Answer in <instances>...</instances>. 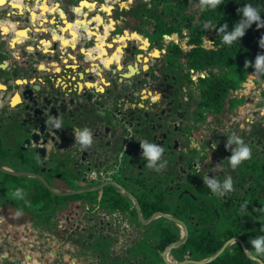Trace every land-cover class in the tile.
<instances>
[{
  "label": "flooded vegetation",
  "instance_id": "obj_1",
  "mask_svg": "<svg viewBox=\"0 0 264 264\" xmlns=\"http://www.w3.org/2000/svg\"><path fill=\"white\" fill-rule=\"evenodd\" d=\"M12 1L17 0L0 5V168L16 175L0 170V181L7 180L12 188L10 193L0 195V214L21 211L42 214L44 218L67 214L65 228L60 220L57 223V236L59 231L66 232L75 249L72 254L84 251L90 264H140L142 252L136 250L133 256L131 251L142 248L150 231L149 246L161 252L163 261V252L173 243L177 245L168 251V259L171 254L174 261L186 260L192 257L193 250L210 249L207 239L221 241L227 232L221 227V214L233 215L234 235L224 242L240 238L253 255L264 261L252 252L250 240L254 237L247 231L250 225L260 227V219L264 218V112L248 108L240 124L234 115L245 103L236 108L225 107L222 113L207 104L202 80L210 73L193 66L190 59L191 26L199 19L195 8L198 4L193 0H88L93 7H84L83 15L92 20L86 29H79L85 37L77 36L73 43L63 45L61 36H72L65 28L76 20L74 8L82 0H21V4ZM167 6L169 11L165 10ZM98 13L103 18L101 22L95 19ZM110 19L115 23L111 24ZM2 23L6 25L2 27ZM5 28L9 30L5 32ZM23 30L27 35L18 34ZM105 30L111 33L105 35ZM125 30L148 38V51L139 49L144 44L141 40H121L117 35ZM44 41L51 44L46 47ZM89 52L96 56L102 52L105 56L104 61L97 58L91 62L90 67L100 62L106 66L103 77L97 79L103 84L102 91L118 88L115 107L122 105L117 109L118 122L104 125L97 145L78 156L71 149L75 145L74 130L83 127L74 122L61 126L56 129L58 145H67L71 150L63 148L53 154V143H49L45 156L38 155L37 162L28 159L31 147L26 139L31 126L24 92L28 86L33 87L39 102L56 96L58 90L47 92L48 78H53L50 86L56 88L65 68L72 69L74 77L82 67V57ZM125 73L131 74L129 78H121ZM239 91L231 93L248 98L246 90L240 96ZM260 117L263 119L257 120ZM233 134L242 137L252 150L251 158L235 169L228 161L231 149L225 147ZM141 141L164 149L161 160L166 164L159 171L147 166ZM87 152L89 161L83 162ZM93 152L96 156L90 160ZM110 170L113 173L109 180L97 182L88 178L90 172ZM228 176L233 179V188L222 196L213 194L204 183L205 177L223 180ZM82 181L89 184L84 188L104 186L75 193L84 189L75 187ZM18 187L24 191L22 200L11 195ZM136 201L149 221L141 219ZM36 204L38 207L33 208ZM173 218L186 224L188 235ZM160 225H166L167 230H153ZM127 227L134 229L136 235L132 243L119 240ZM204 233L208 238L202 236ZM191 236L197 242L188 243ZM182 238L186 240L178 243ZM233 244L243 249L238 241ZM35 250L38 254L29 256L43 261L47 248L39 245ZM174 250L188 253L179 260ZM15 252L8 256L10 260L25 264L23 255L17 257ZM51 256L56 257L52 264L60 263L62 253L55 251Z\"/></svg>",
  "mask_w": 264,
  "mask_h": 264
},
{
  "label": "trees",
  "instance_id": "obj_2",
  "mask_svg": "<svg viewBox=\"0 0 264 264\" xmlns=\"http://www.w3.org/2000/svg\"><path fill=\"white\" fill-rule=\"evenodd\" d=\"M163 3H168L169 0H158ZM198 4V15L199 19L194 25L191 26L190 33V59L192 65L200 69H206L210 75L202 80V84L205 87L203 94L207 100V104L210 107L215 108L216 112L222 113L225 107L236 108L244 103L247 99L232 95V91H237L243 88L242 82H246L250 73L254 72L252 64L246 66V61H252L254 63L255 57L259 53H264V48L259 46V41L264 37V27H257L256 22L246 30L245 35L231 45H227L222 41L223 33L218 32L217 29L220 25L227 23L229 30L241 17V13L238 9L246 4L252 3L261 8V17L264 19V0H222V3L215 9L201 8V0H193ZM154 2V0H152ZM166 11L170 10V7L165 8ZM161 17H158L160 21ZM213 32V47L207 48L203 46L204 35L208 32ZM259 80H264V75H260ZM262 100L261 105H264V90L261 93ZM228 97L230 100H228ZM79 185L87 187L89 184L86 182H80ZM80 188V187H79ZM42 215V214H41ZM54 215V214H53ZM52 214L46 219L48 224L55 223L54 216ZM150 214H144L145 217ZM226 214H221V227L227 229L224 231L223 239L211 241L207 239V243L212 247L205 250H193L191 251L193 259H204L215 253L224 243V240L234 235L233 227L235 220ZM260 227H252L251 225L247 228L250 232L251 237L264 234V218L260 219ZM147 226L145 228L151 227ZM158 231L167 230L166 225H160ZM220 227V226H219ZM206 230L209 227L205 228ZM228 230L230 232H228ZM153 231H150L152 233ZM175 232H178V227L175 226ZM150 233L146 236V241L143 242L142 248H132V255H136V250H139L143 254V258L140 264H166L160 257V251L152 250L149 246ZM208 234L204 233L202 236L207 237ZM178 237V233L175 238ZM197 242V238L191 236L188 243ZM254 254L255 251L252 248ZM175 257L179 260L183 259L188 251H173ZM257 255V254H256ZM264 259V255H259ZM208 264H258L247 256L244 250L239 244H233L229 246L220 256H218L213 262Z\"/></svg>",
  "mask_w": 264,
  "mask_h": 264
},
{
  "label": "water",
  "instance_id": "obj_3",
  "mask_svg": "<svg viewBox=\"0 0 264 264\" xmlns=\"http://www.w3.org/2000/svg\"><path fill=\"white\" fill-rule=\"evenodd\" d=\"M83 1L88 2V0H82L80 3H82ZM103 7L105 8L104 5ZM60 12L62 14L63 10L60 9ZM83 12L84 9L79 15H83ZM97 16L100 17V20L97 21H103V18L100 15ZM44 20H46V18ZM110 22L111 24L115 23L113 19H111ZM94 33L96 34L98 32L96 31ZM110 33V31L107 32L108 35ZM93 35L94 34L92 33V36ZM117 36H120V39L124 40L125 43H128L129 41H143L144 44L140 46L139 49L145 52L148 51V48L150 47L148 38H144L137 31L131 32L129 30H125L123 34H118ZM156 53H158V51H156ZM88 56L89 60H86V55L82 57V67L78 73L77 71H75L74 77L72 76V69L65 68L62 73V82L60 80L61 83L56 88L50 86V82L53 81V78H48V82L45 85V87L47 88V92L53 94L55 90H58L56 96L51 98L46 97L45 99H43V101L39 102L38 94L36 93V91H34L33 87L28 86V88L24 92L23 102H25V110L28 112L27 117L30 118L28 124L31 126V131H29V135L26 139V142L31 147L29 151L30 156L28 157V159L30 158L37 162L38 155L45 156L46 151L50 150L48 149L47 145L49 143H53L54 148L50 150V152L52 151L53 154L56 153V150L58 151L63 148H68L67 145H58L59 140L57 139L58 132L56 128H54L51 123H46L49 117L59 118L62 121V127L70 126L74 122L76 125H79L83 128H88L93 133V144L89 148L97 145L98 139L102 134V127L104 125L110 123L115 124L118 122L117 109L122 108L121 104H118L117 107H115L118 88L116 86H113L107 91H102L100 85L103 86V84H100L98 81L103 77L104 72H106V66L100 62L96 67H90L91 62H94L97 58L104 59L105 56L102 52L97 56L93 55L92 52H89ZM105 64L108 63L105 62ZM130 75L131 74L129 73H125L122 74L121 78H129ZM97 79L99 80L97 81ZM91 80L93 81L92 84L89 83ZM66 81L71 82L66 83ZM241 85H244V82H242ZM43 126L45 127V129L43 128ZM68 149L75 150L76 156L84 151V149L76 141L74 148ZM95 156L96 152H93V154L90 156V160H93ZM88 158L89 153L87 152L86 159L82 161L88 162ZM0 170L5 174L16 175L14 172H8L6 170L4 171L1 168ZM103 186L104 185L96 188H84L77 190L75 193L90 192L93 190L101 189L103 188ZM48 189L51 192H55L50 188ZM123 190L127 194L132 196V194H130L128 191H126L125 189ZM11 191V184L7 180L0 181V195L8 194ZM136 203L139 211L141 212L140 206L137 201ZM140 217L144 222L149 221V218L145 219L143 217L142 212L140 214ZM173 219L184 227L186 235H188V228L186 224L177 218ZM185 240V238H182L180 241H178V243L184 242ZM235 241H238L242 244L247 256L254 260H257L260 264H264L263 260L253 255L246 248L242 239L236 237L226 240L215 253L204 259L188 258L183 261H171L170 259H168L167 253L171 248L177 245L176 243L169 245L163 252L162 256L166 264H208L213 262L226 250L229 245H231ZM63 259L64 257H62V260ZM0 264H20V261L18 259L10 260L8 256H2L0 254ZM44 264L52 263L46 260ZM72 264L77 263L73 262Z\"/></svg>",
  "mask_w": 264,
  "mask_h": 264
},
{
  "label": "clouds",
  "instance_id": "obj_4",
  "mask_svg": "<svg viewBox=\"0 0 264 264\" xmlns=\"http://www.w3.org/2000/svg\"><path fill=\"white\" fill-rule=\"evenodd\" d=\"M221 3L222 0H201V8L215 9ZM238 11L242 15L230 30L227 23L220 25L217 29L218 32L223 33L222 41L227 45H231L237 40L240 41V38L245 35L246 30L253 24V22H256L258 28L264 27V19L261 17L262 10L260 7L253 5L252 3H246L242 5ZM259 46L264 48V37L260 39ZM248 64H252L255 74L264 75V53L257 54L254 63L252 61H246V66H248ZM242 86L244 88L246 83L244 82V85ZM156 98L158 97H154V99ZM46 123H51L56 129H59L62 126V121L56 117H49ZM74 138L83 149H87L93 144V134L88 128L74 130ZM140 144L143 150L142 155L147 159V166L159 171L166 164V161L161 160L164 149L160 145L148 141H141ZM233 144L235 147H232ZM225 147L231 149V155L228 156V161L233 169L243 161L250 159L252 156L250 146L245 143L242 137L235 134L227 138ZM204 183L211 189L213 194L220 196L233 188V179L231 176H228L223 180L214 177H205ZM11 195L16 199H24V191L19 187L16 188ZM21 214V211L16 212L17 216H20ZM250 244L257 255H264V234L252 238Z\"/></svg>",
  "mask_w": 264,
  "mask_h": 264
},
{
  "label": "crops",
  "instance_id": "obj_5",
  "mask_svg": "<svg viewBox=\"0 0 264 264\" xmlns=\"http://www.w3.org/2000/svg\"><path fill=\"white\" fill-rule=\"evenodd\" d=\"M14 3L21 4L22 1L17 0L14 1ZM74 9L76 13L80 10L78 6ZM97 15L101 16L99 13L96 14V16ZM76 17L77 18L74 21L75 23L73 22L74 24L69 26L66 25L65 28L70 31L72 36L66 37L62 35V41L70 40L71 43H73L77 36L79 37L82 35L85 37L79 30L83 25L82 21L92 19H88L84 15L82 16L78 14H76ZM12 25H14V23H12ZM74 32L76 33L74 34ZM107 32L108 31L105 30V35ZM100 37H102V34ZM86 60H89V56H86ZM58 70H60V68ZM79 187L84 188L82 185H79ZM66 215L67 214H54L55 223L50 225L46 221L47 218L42 217L43 215L41 214H21L20 216H17L16 214H0V254L2 256H9L13 251H16L14 254L17 257H22L21 254L23 255L24 258L22 257V263L44 264L46 260L52 262L56 257H52L51 254H55V251H59L62 253V256H60V263L57 264H72L73 262L81 264L78 254H72L75 249L70 243L71 241L67 239V233L59 231L58 233L60 236H57V223L60 220V223L62 222L61 226L65 228L64 225L67 220ZM39 245L47 248L43 261L35 255L32 257L29 256L31 254H38L35 249L39 247ZM62 257H64L63 260Z\"/></svg>",
  "mask_w": 264,
  "mask_h": 264
},
{
  "label": "rangeland",
  "instance_id": "obj_6",
  "mask_svg": "<svg viewBox=\"0 0 264 264\" xmlns=\"http://www.w3.org/2000/svg\"><path fill=\"white\" fill-rule=\"evenodd\" d=\"M196 12H198L199 7H195ZM194 7L191 9L192 11L195 9ZM87 14V13H86ZM76 16H73V19ZM76 19V18H75ZM208 36L206 37V40L204 39L203 43H205L207 46H211L213 44V32L207 33ZM260 75L255 74L254 72L250 73L247 80H246V86L239 91V96L240 92L243 91L245 92L246 90V95L248 96L247 101L244 105L240 106L237 108V113H235L234 117L240 121V124H243L245 115H246V109L250 108L251 110L255 109V111H263L264 112V105H261L260 102L262 100V91L264 90V80L260 81L259 80ZM251 113V112H249ZM264 115V114H263ZM264 118V117H263ZM262 117L257 118V120L263 119ZM38 205H34L33 208H37ZM43 217V216H42ZM127 230L125 231V236L124 233H121V238L119 239L120 241H124L125 243L130 242L132 243L134 241V238L136 237L134 229H131L129 227L126 228ZM130 230V231H129ZM77 242L76 240H74ZM117 247V244H116ZM79 259L81 264H90L91 259H88L87 254H85L84 251H82V254L78 253ZM170 259L172 260V255L170 254ZM174 261V260H172Z\"/></svg>",
  "mask_w": 264,
  "mask_h": 264
},
{
  "label": "bare ground",
  "instance_id": "obj_7",
  "mask_svg": "<svg viewBox=\"0 0 264 264\" xmlns=\"http://www.w3.org/2000/svg\"><path fill=\"white\" fill-rule=\"evenodd\" d=\"M7 2V0H4V3H0V5H2V4H5ZM11 2V1H10ZM14 1H12V3H13ZM50 3V2H49ZM78 7H79V11L77 12V14H81L82 13V9L84 8V7H87L88 8V10H90V9H92V7H93V5L91 4V3H89V2H87V1H83L80 5H78ZM44 9V8H43ZM77 9V8H76ZM81 20V19H80ZM96 20H100V17L99 16H97L96 17ZM82 21V20H81ZM91 22V20H83L82 21V23H83V25H82V27H81V29L82 28H87V25H88V23H90ZM10 25H11V27L12 28H14L15 27V24L14 25H12V23L11 22H8ZM75 23V22H74ZM73 22H69L68 24H67V26H69V25H71V24H74ZM3 24V26L2 27H4L5 25H6V23H2ZM8 29V28H7ZM9 30V29H8ZM76 32H74V34H75ZM18 34H20V35H23V36H25V35H27V31L26 30H23V31H19L18 32ZM64 41H67V40H63V45H67V44H71V41L70 40H68V43H64ZM44 43V45L46 46V47H48L51 43L49 42V41H44L43 42ZM91 57H92V55H91ZM104 61V60H103Z\"/></svg>",
  "mask_w": 264,
  "mask_h": 264
},
{
  "label": "built area",
  "instance_id": "obj_8",
  "mask_svg": "<svg viewBox=\"0 0 264 264\" xmlns=\"http://www.w3.org/2000/svg\"><path fill=\"white\" fill-rule=\"evenodd\" d=\"M206 40V37L204 38ZM113 171H107L105 173L97 174L96 172H90L88 173V178L90 181H105L111 179Z\"/></svg>",
  "mask_w": 264,
  "mask_h": 264
},
{
  "label": "snow or ice",
  "instance_id": "obj_9",
  "mask_svg": "<svg viewBox=\"0 0 264 264\" xmlns=\"http://www.w3.org/2000/svg\"><path fill=\"white\" fill-rule=\"evenodd\" d=\"M0 3H4V0H0ZM16 6H18V5H16ZM4 31L6 32L7 31V29L5 28L4 29ZM64 43H68V41H64ZM74 46V45H73ZM156 55H159V53H155ZM41 67H43V66H41ZM102 90V89H101Z\"/></svg>",
  "mask_w": 264,
  "mask_h": 264
}]
</instances>
